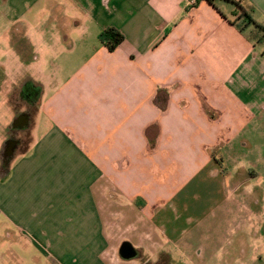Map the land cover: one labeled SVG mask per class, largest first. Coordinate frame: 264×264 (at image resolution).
I'll use <instances>...</instances> for the list:
<instances>
[{"label": "crops", "instance_id": "obj_1", "mask_svg": "<svg viewBox=\"0 0 264 264\" xmlns=\"http://www.w3.org/2000/svg\"><path fill=\"white\" fill-rule=\"evenodd\" d=\"M248 1L264 25V0ZM234 9L20 0L13 11L0 0V108L14 117L1 165L25 107L19 88L41 90L28 145L1 173L0 205L14 221L36 214L34 236L55 264H142L161 253L170 264H264V44L239 30ZM112 27L125 38L109 51ZM11 54L51 59L49 93L28 71L7 81ZM237 151L244 162L230 160Z\"/></svg>", "mask_w": 264, "mask_h": 264}, {"label": "rangeland", "instance_id": "obj_2", "mask_svg": "<svg viewBox=\"0 0 264 264\" xmlns=\"http://www.w3.org/2000/svg\"><path fill=\"white\" fill-rule=\"evenodd\" d=\"M12 6L13 11L16 8H19L20 0L18 3L16 0H12ZM31 17H33V15ZM4 50H6L7 53L8 46L6 45V47H4L2 44H0V54H3ZM1 58H4V56ZM17 60V56L11 54V62L9 65V75L7 81H17L18 84H20L21 81L17 76L24 73L25 71H28L34 77L37 76L38 80H42L46 83L49 93L51 78L47 76L52 69L51 59L42 57L40 60H34L31 63L24 64L18 63ZM2 74L3 72H1V76ZM4 95L6 94H3L2 96ZM8 97L9 96L6 95L7 103L12 105L18 104L19 99L17 95L14 94L12 98ZM13 118V116H7V110L1 106L0 151L4 143V138H2V135H4V130L11 124ZM4 125L6 127H4ZM43 131L44 130L39 131V135H41ZM233 155L234 156L230 159L232 162L237 163L239 161H245L244 157L240 155L239 151L235 152V154L233 153ZM238 167L239 166H237V168ZM0 181H2L1 159ZM37 214H39V212ZM35 216L36 214L32 212L30 217L23 218L22 222L14 221V215L7 208L5 209L4 206L0 205V264H55L54 259L51 257L50 249L44 244L43 238L34 236V234H39V232L42 233L41 227H36V224L30 221V218L33 219ZM114 218L115 220L110 223V226L114 233L119 235V218H117V216ZM19 226H22L24 231H22L23 229H21ZM18 227L20 228V231H18ZM128 263L133 264L127 262V264Z\"/></svg>", "mask_w": 264, "mask_h": 264}, {"label": "trees", "instance_id": "obj_3", "mask_svg": "<svg viewBox=\"0 0 264 264\" xmlns=\"http://www.w3.org/2000/svg\"><path fill=\"white\" fill-rule=\"evenodd\" d=\"M200 1V0H197ZM209 3L214 4L215 0H207ZM234 4L233 10L234 24L241 31H246L249 39L257 44H264V25L257 23L252 13L254 6L248 0H224ZM124 34L116 28H108L103 33L102 41L109 51L115 50L124 40ZM9 162L4 163L2 160L1 173L4 175L9 169ZM137 255V254H136ZM142 264H170L171 257L168 253H161L156 261H151L144 256H141Z\"/></svg>", "mask_w": 264, "mask_h": 264}, {"label": "flooded vegetation", "instance_id": "obj_4", "mask_svg": "<svg viewBox=\"0 0 264 264\" xmlns=\"http://www.w3.org/2000/svg\"><path fill=\"white\" fill-rule=\"evenodd\" d=\"M41 90L32 81L25 82L18 92L20 101L25 105L22 111L18 112L16 122L9 131L7 141L2 153V160L4 163H8L11 154L24 150L28 145L29 131L35 109L40 99ZM29 119V122L24 123L25 118ZM125 251H130L128 247Z\"/></svg>", "mask_w": 264, "mask_h": 264}, {"label": "water", "instance_id": "obj_5", "mask_svg": "<svg viewBox=\"0 0 264 264\" xmlns=\"http://www.w3.org/2000/svg\"><path fill=\"white\" fill-rule=\"evenodd\" d=\"M28 121H29L28 118H25L24 123H27ZM11 155H13V154H11ZM126 247H128V246H126V243H123V245L120 248V255L123 258L129 259L131 256H133V250H132V248L128 247L130 249V251H125Z\"/></svg>", "mask_w": 264, "mask_h": 264}, {"label": "built area", "instance_id": "obj_6", "mask_svg": "<svg viewBox=\"0 0 264 264\" xmlns=\"http://www.w3.org/2000/svg\"><path fill=\"white\" fill-rule=\"evenodd\" d=\"M191 5H195L197 3V0H188Z\"/></svg>", "mask_w": 264, "mask_h": 264}]
</instances>
